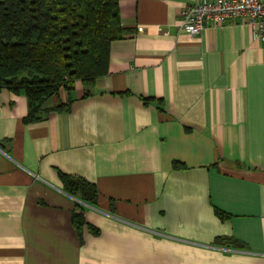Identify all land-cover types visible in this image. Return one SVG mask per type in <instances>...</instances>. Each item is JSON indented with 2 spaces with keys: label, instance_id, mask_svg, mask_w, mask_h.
I'll use <instances>...</instances> for the list:
<instances>
[{
  "label": "crops",
  "instance_id": "0c3cea01",
  "mask_svg": "<svg viewBox=\"0 0 264 264\" xmlns=\"http://www.w3.org/2000/svg\"><path fill=\"white\" fill-rule=\"evenodd\" d=\"M196 1L119 0L109 73L44 106L69 112L27 124L0 89V264H264V41L245 19L183 32Z\"/></svg>",
  "mask_w": 264,
  "mask_h": 264
},
{
  "label": "trees",
  "instance_id": "16d2710c",
  "mask_svg": "<svg viewBox=\"0 0 264 264\" xmlns=\"http://www.w3.org/2000/svg\"><path fill=\"white\" fill-rule=\"evenodd\" d=\"M124 36L119 0H0V89L24 92L27 124L52 111L69 112L72 99L44 106L63 92L71 95L78 82L90 89L106 76L111 45ZM183 167L174 164L175 169ZM61 181L71 196L98 204L95 184L67 174H61ZM217 214L225 217L222 211ZM73 224L80 232L86 225L83 214L74 213Z\"/></svg>",
  "mask_w": 264,
  "mask_h": 264
},
{
  "label": "built area",
  "instance_id": "2783aa9c",
  "mask_svg": "<svg viewBox=\"0 0 264 264\" xmlns=\"http://www.w3.org/2000/svg\"><path fill=\"white\" fill-rule=\"evenodd\" d=\"M180 29L193 37L211 27L245 19L253 38L264 41V0H197L181 14Z\"/></svg>",
  "mask_w": 264,
  "mask_h": 264
},
{
  "label": "rangeland",
  "instance_id": "374dc122",
  "mask_svg": "<svg viewBox=\"0 0 264 264\" xmlns=\"http://www.w3.org/2000/svg\"><path fill=\"white\" fill-rule=\"evenodd\" d=\"M63 94H64V92H63ZM54 98H58V96L57 97H54Z\"/></svg>",
  "mask_w": 264,
  "mask_h": 264
}]
</instances>
